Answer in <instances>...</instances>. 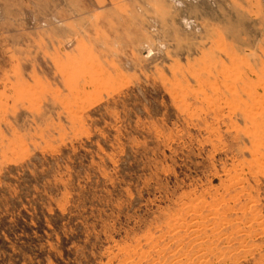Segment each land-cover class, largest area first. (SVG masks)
Wrapping results in <instances>:
<instances>
[{"label": "rangeland", "instance_id": "1", "mask_svg": "<svg viewBox=\"0 0 264 264\" xmlns=\"http://www.w3.org/2000/svg\"><path fill=\"white\" fill-rule=\"evenodd\" d=\"M0 264H264V0H0Z\"/></svg>", "mask_w": 264, "mask_h": 264}]
</instances>
